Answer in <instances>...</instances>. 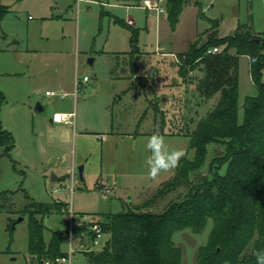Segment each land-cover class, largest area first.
I'll return each instance as SVG.
<instances>
[{"label":"rangeland","instance_id":"1","mask_svg":"<svg viewBox=\"0 0 264 264\" xmlns=\"http://www.w3.org/2000/svg\"><path fill=\"white\" fill-rule=\"evenodd\" d=\"M1 1L9 12L1 23L0 44L9 51L0 52V91L5 94L0 119L15 138V148L6 156L0 147V193L8 194L0 208V264H32L29 214H24L31 202L50 206V212L42 217L49 242L53 232L68 230L70 210L104 222V214L142 205L176 175L177 168L156 179L148 177L145 160L151 153L146 143L153 133L164 137L169 151L183 149L185 158H194L187 132L216 101L201 99L197 93L204 72L184 63L188 47L192 41L203 46L212 36L227 37L216 32L218 22L214 19L222 27L238 20L264 32V0H187L180 23L174 27L170 22L173 29L164 19L159 34L156 18L148 17L150 28L146 29L143 11L100 5L137 0L84 2L79 13L77 7L75 13L70 11L74 0ZM199 10L204 17L198 15ZM129 15L140 29L141 49L121 54L130 47V30L122 23ZM159 39L165 41L162 47L173 43L178 50L188 49L178 54L181 64L157 56ZM219 48L222 51L224 46ZM103 50L117 54L109 58L98 55ZM135 64H140L138 69ZM77 65L79 78L87 75L90 82L81 85L75 100ZM239 87L243 119L246 97L257 92L246 57L240 59ZM48 90L72 95L61 102L46 97ZM38 103L42 112L35 110ZM64 109L76 112L75 128L51 123L54 112ZM172 118L178 125L169 122ZM99 135L106 137L103 140ZM216 149L213 144L208 146L204 173ZM225 171L223 167L221 173ZM53 175L58 180L52 181ZM107 188L109 193L104 192ZM171 198L177 199L172 194L153 211L161 212ZM36 210L29 208L31 214ZM211 228L210 223L201 235L184 231L174 236L184 250V264H197V250L207 243ZM108 239L109 235H104L94 250H101ZM67 244L70 239L66 234L65 252L69 251ZM90 246L88 237L76 235L73 264L86 263Z\"/></svg>","mask_w":264,"mask_h":264},{"label":"trees","instance_id":"2","mask_svg":"<svg viewBox=\"0 0 264 264\" xmlns=\"http://www.w3.org/2000/svg\"><path fill=\"white\" fill-rule=\"evenodd\" d=\"M186 3L168 0L174 27ZM8 12L0 0V27ZM199 15L203 17L201 11ZM130 31L134 48L139 31ZM220 46H224L220 53L208 54ZM241 57L250 59L257 91L246 97L243 119L239 113ZM184 63L202 68L204 76L197 93L201 99L216 101L187 132L195 156L184 157L176 175L142 205L104 214L102 225L109 239L101 250L86 255L85 264H184V250L174 236L184 231L201 235L210 223L208 241L197 250V264H257L253 253L264 249V32H256L251 23H240L233 35L212 36L203 46L192 43ZM4 101L5 94L0 91V111ZM211 144L217 152L204 173ZM0 147L6 156L15 148V138L3 128L1 119ZM223 167L226 171L222 174ZM172 194L177 199L171 198L161 212L153 211ZM7 197L6 192L0 193V208ZM31 207L38 210L31 214ZM49 207L31 202L24 211L29 214L32 264L67 256L62 245L68 231H55L49 242L45 239L42 217L50 212Z\"/></svg>","mask_w":264,"mask_h":264},{"label":"built area","instance_id":"3","mask_svg":"<svg viewBox=\"0 0 264 264\" xmlns=\"http://www.w3.org/2000/svg\"><path fill=\"white\" fill-rule=\"evenodd\" d=\"M78 3L81 2H88V3H99L98 1L95 0H77ZM102 5H105L104 3H101ZM115 6L118 7H124L128 11L137 8L146 11L148 14L153 15L156 20L159 22L161 18H168L169 17V10L167 7V0H137L133 2L132 4H116ZM127 23L129 25H134V19L133 18H128ZM157 54L160 56H169L172 57L176 63H180L183 61V59L176 53L173 52H167L164 48H161L159 45L157 46L156 50ZM221 50L218 47L212 48L208 50V54H218L220 53ZM88 82L89 77L85 76L83 80H80L79 78H76L75 82V92L73 93L75 100L77 98L78 92L81 90V85L83 82ZM46 96L49 97H57L59 96L60 98L64 99L68 96L67 93L63 92H57V91H47ZM54 123H67V124H74L76 121V112H55L53 114L52 118ZM105 135H99V138L105 139ZM105 193H109L110 189L107 188ZM68 237L70 239L71 243V251H70V256H71V264H73V255L76 252V247H75V239L76 235L79 236H85L90 239L91 246L89 247L90 251H93L94 248L102 242V239L104 235H106L102 222L99 220H96L93 215L91 214H76L73 209L70 210V217L68 221ZM80 246L83 248L85 245L83 243H80ZM69 255V251L67 252V256L57 258L55 260H47L44 262V264H55L58 263L62 264L63 260L67 258Z\"/></svg>","mask_w":264,"mask_h":264},{"label":"crops","instance_id":"4","mask_svg":"<svg viewBox=\"0 0 264 264\" xmlns=\"http://www.w3.org/2000/svg\"><path fill=\"white\" fill-rule=\"evenodd\" d=\"M95 1H97V0H95ZM81 3H84V2H81ZM81 3H78L77 2V0H74V3L72 4V5H70L69 7H70V11L72 12V13H75V11H74V8L75 7H77V13H79V7H80V5H81ZM85 3H87V4H97V3H88V2H85ZM105 4V3H104ZM130 4V3H129ZM167 4H168V0H167ZM100 5H102V4H100ZM105 5H108V6H111V7H117V8H124V7H118V6H115L116 4H110V3H106ZM105 5H102V6H105ZM186 5H187V3H186ZM126 9V8H125ZM133 9H135V10H140V11H143V12H145L146 13V17H145V20H146V29L147 30H149V26H150V24H149V21H148V17H153V18H155L153 15H151V14H148L146 11H144V10H141V9H137V8H133ZM64 10H66L67 11V9H64ZM64 10H63V13H64ZM132 10V9H131ZM204 10H205V8H204ZM199 12H200V10H199ZM199 12H198V15H199ZM181 15H182V13H181ZM181 15H180V18H181ZM202 16H203V14H202ZM204 17V16H203ZM128 18H133L131 15H129L128 16ZM134 19V18H133ZM167 20V21H169V24H170V27H172L171 26V23H170V20H169V17L168 18H166V17H164V18H161V20L158 22V34L160 33V28H161V23L163 22V20ZM214 20H217V22H218V25H217V32L218 33H221V35L222 36H229V35H233L234 33H235V31H236V29L238 28V26H239V24L241 23L240 21H238V20H235L234 21V23H232V24H230V26H228V27H222L221 26V23H220V21L218 20V19H214ZM127 21H128V19H126V21H123V22H125V24L129 27V30L131 29V28H133V29H136V30H138L139 31V35H140V29L139 28H137L136 27V22H135V20H134V25H129L128 23H127ZM180 23V19H179V22H178V24ZM177 24V25H178ZM241 24H244V23H241ZM173 28V27H172ZM173 29H175V28H173ZM256 31V30H255ZM256 32H258V31H256ZM259 33H261V32H259ZM131 39H132V34H131V31H130V38H129V44H130V47H129V50H127V51H123V52H121V54H126V53H129L133 48H132V44H131ZM0 40H1V38H0ZM165 41H161L160 39H159V41H158V45L161 47V48H164L167 52H173V53H176V54H179L180 55V53H184V52H186L188 49H189V47H188V49L187 50H185V51H183V50H178L176 47H174V45H173V43H170V44H167V45H164L163 47L161 46V44L162 43H164ZM192 43H194V41H192ZM191 43V44H192ZM190 44V45H191ZM135 47H139L140 49H141V47L139 46V37H138V43H137V46H135ZM134 47V48H135ZM3 51H9L8 49L7 50H5V49H3L2 47H1V44H0V52H3ZM115 54H117V53H112V52H109V51H105V50H103V51H101L98 55H100V56H102V57H107V58H109V57H113V56H115ZM156 54H157V52H156ZM157 56L158 57H161V58H163V59H170L171 60V62L172 63H174L175 62V60L172 58V57H169V56H160V55H158L157 54ZM247 58V57H246ZM249 59V58H248ZM249 61H250V59H249ZM176 63V62H175ZM139 65L140 64H135V67H137V69L139 68ZM173 66H175V65H173ZM140 70V69H139ZM79 66L77 65V70H76V78H79ZM178 73H179V77L181 78L183 75L180 73V71H178ZM85 76H87V75H84V77ZM133 76V75H132ZM83 77V78H84ZM133 77H140V76H136V75H134ZM76 78H75V82H76ZM83 78H79L80 80H83ZM83 82V81H82ZM90 82V79H89V81L88 82H83L82 84V87L84 86V85H86V84H88ZM180 87H182V85L181 84H179V83H177ZM48 91H50V90H48ZM47 92V91H46ZM57 92H61V91H57ZM73 94V93H72ZM72 94H68V96L67 97H69L70 95H72ZM46 95V94H45ZM31 97H32V95H31ZM46 97H49V96H46ZM67 97L66 98H64V99H62V98H60L59 96H57V97H49V98H58L61 102H65L66 101V99H67ZM167 99V97H164L163 98V100H166ZM30 106V109L32 108V106L31 105H29ZM61 106H64V103L63 104H61ZM73 110H68V109H64V110H57V111H55V112H72ZM54 112V113H55ZM160 112V111H159ZM169 117V116H168ZM53 118V117H52ZM169 120V122L170 123H172V124H177L178 125V121H177V119L176 118H172V119H168ZM51 123H53V124H59V125H68V126H73L74 128H75V126H76V121H75V123L74 124H67V123H54L53 122V120H51ZM165 124H167V122H165ZM180 134H182V133H178V135H180ZM99 137V136H98ZM57 180H58V178H57Z\"/></svg>","mask_w":264,"mask_h":264},{"label":"clouds","instance_id":"5","mask_svg":"<svg viewBox=\"0 0 264 264\" xmlns=\"http://www.w3.org/2000/svg\"><path fill=\"white\" fill-rule=\"evenodd\" d=\"M146 149L151 153L145 160L147 175L150 179H156L162 172L175 170L186 156V152L183 149L169 151L164 137L158 133H153L147 138ZM67 245L69 255L63 260L62 264H71V243ZM253 255L256 257L257 264H264V249L256 250Z\"/></svg>","mask_w":264,"mask_h":264},{"label":"water","instance_id":"6","mask_svg":"<svg viewBox=\"0 0 264 264\" xmlns=\"http://www.w3.org/2000/svg\"><path fill=\"white\" fill-rule=\"evenodd\" d=\"M89 62H90V64H92V63H93V60H90ZM35 110H36L37 112H42V111L44 110V108H43V106H42L40 103H38V104L36 105ZM83 171H84V169H83V167H81V168L79 169V172H80V176H81V177L83 176ZM51 180H52V181H55V180H57V177H56L55 175H53V177H52Z\"/></svg>","mask_w":264,"mask_h":264}]
</instances>
